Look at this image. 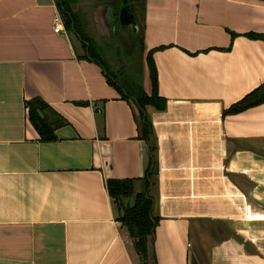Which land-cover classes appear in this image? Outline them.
Masks as SVG:
<instances>
[{"label": "crops", "instance_id": "0c3cea01", "mask_svg": "<svg viewBox=\"0 0 264 264\" xmlns=\"http://www.w3.org/2000/svg\"><path fill=\"white\" fill-rule=\"evenodd\" d=\"M56 12L0 0V264H140L105 188H141L133 100L76 33L53 30ZM140 30L165 98L145 105L155 263L264 264V101L222 114L264 82V0H143ZM33 97L59 120L50 139L28 120Z\"/></svg>", "mask_w": 264, "mask_h": 264}, {"label": "trees", "instance_id": "16d2710c", "mask_svg": "<svg viewBox=\"0 0 264 264\" xmlns=\"http://www.w3.org/2000/svg\"><path fill=\"white\" fill-rule=\"evenodd\" d=\"M141 1V10H143V0ZM54 2L57 12L61 16L63 27L67 31L76 33L81 39L82 37L85 38L86 35L78 28L76 14L71 8L73 0H54ZM127 3L133 13V5L129 3V0H127ZM245 35L248 37L261 36V34L250 32L245 33ZM84 46L87 49V55L101 63L106 76L109 75L95 49V45L86 39ZM144 60L149 80V91L146 93L142 88H129L126 90L127 92L124 90V97H130L133 100L137 136L147 144V165L143 176L138 178L142 182L141 188L137 191L134 190V181L136 178L129 177L106 178L105 188L115 207L116 219L125 227L131 238L133 249L140 264H156L154 255L150 251L153 228L158 219L152 212L153 196L150 191L151 186L154 185L156 175L155 143L153 142L151 123L145 112V105L149 104L155 109H162L165 106V98L156 91V74L150 49L145 51ZM119 90L121 91L120 88ZM261 101H264V82L254 86L226 109H223L222 114L237 112ZM25 105L28 120L36 130L38 137L40 139H50L53 137L52 129L59 120L46 118L44 102L39 98L33 97L26 100Z\"/></svg>", "mask_w": 264, "mask_h": 264}, {"label": "rangeland", "instance_id": "374dc122", "mask_svg": "<svg viewBox=\"0 0 264 264\" xmlns=\"http://www.w3.org/2000/svg\"><path fill=\"white\" fill-rule=\"evenodd\" d=\"M141 2V0H129L134 7L133 15L136 24L134 32L127 25L117 28L116 24L112 27L111 21L108 26L104 24L102 8L109 4L108 0H73L71 3V8L76 14L78 28L88 36L85 38L95 45L98 54L106 60L104 64L106 71L125 91L129 88H141L145 64V51L141 44L140 33ZM69 34L77 40L73 32ZM85 38H80L83 43ZM80 44L77 45L82 49ZM198 250L201 254L203 247L198 245ZM189 264L199 263L195 257L190 256Z\"/></svg>", "mask_w": 264, "mask_h": 264}, {"label": "water", "instance_id": "95a60500", "mask_svg": "<svg viewBox=\"0 0 264 264\" xmlns=\"http://www.w3.org/2000/svg\"><path fill=\"white\" fill-rule=\"evenodd\" d=\"M109 4L104 5L102 8L103 22L108 26L111 21L112 27L116 24L117 28H123L126 25L130 27L132 31L136 29L135 18L130 10L127 0H121V5L117 3L118 0H108ZM39 112V111H38ZM41 115V113L39 112Z\"/></svg>", "mask_w": 264, "mask_h": 264}, {"label": "built area", "instance_id": "2783aa9c", "mask_svg": "<svg viewBox=\"0 0 264 264\" xmlns=\"http://www.w3.org/2000/svg\"><path fill=\"white\" fill-rule=\"evenodd\" d=\"M53 20V30L54 31H64L62 19L58 12L52 18Z\"/></svg>", "mask_w": 264, "mask_h": 264}, {"label": "flooded vegetation", "instance_id": "af4514ba", "mask_svg": "<svg viewBox=\"0 0 264 264\" xmlns=\"http://www.w3.org/2000/svg\"><path fill=\"white\" fill-rule=\"evenodd\" d=\"M120 1H121V0H118L119 3H117L119 6L121 5V2H120Z\"/></svg>", "mask_w": 264, "mask_h": 264}]
</instances>
